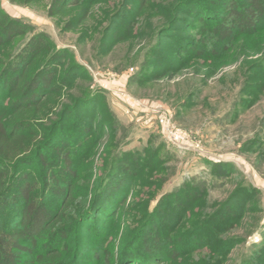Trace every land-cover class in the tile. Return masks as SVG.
<instances>
[{
	"label": "rangeland",
	"instance_id": "rangeland-1",
	"mask_svg": "<svg viewBox=\"0 0 264 264\" xmlns=\"http://www.w3.org/2000/svg\"><path fill=\"white\" fill-rule=\"evenodd\" d=\"M53 1L0 0L26 27L0 46V72L30 60L41 87L19 114L0 81V118L25 127L0 225L23 180L53 216L21 264L52 251L53 264H264V24L214 35L242 0H65L50 15ZM35 36L42 49L19 60Z\"/></svg>",
	"mask_w": 264,
	"mask_h": 264
},
{
	"label": "trees",
	"instance_id": "trees-1",
	"mask_svg": "<svg viewBox=\"0 0 264 264\" xmlns=\"http://www.w3.org/2000/svg\"><path fill=\"white\" fill-rule=\"evenodd\" d=\"M11 2L30 3L34 0H10ZM65 0H54L48 12L50 15L57 14L61 9V3ZM141 3L144 0H139ZM261 24H264V0H242L231 3L226 8V15L222 22H216L213 27L214 35L224 40L231 37L232 32H249ZM26 27L17 20L10 18L0 10V46L11 42L15 37L23 35ZM43 40L40 37H33L29 45V52L19 60L27 59L30 52L34 54L42 49ZM32 61L22 64L20 67L10 61L0 72V81L14 97L10 103L14 111L21 114L30 105L38 103L40 99V80L27 68ZM49 76L46 78L48 83ZM6 87V86H5ZM24 119L5 121L0 118V182L7 174L6 162L22 153L20 147L25 141ZM65 166L63 174L74 175L71 169V161L66 155L64 157ZM62 174V173H61ZM60 174V175H61ZM56 176L51 173V177ZM63 176V175H62ZM57 177H55L56 179ZM54 179V180H55ZM56 188H58L56 186ZM20 199V209L17 220L13 221L10 228L0 225V264H21L24 253L29 252V244L34 243L39 237L46 234L49 226L53 222V216L42 202H37L32 197L33 187L29 181L23 180L16 186ZM59 193H64V189H58ZM55 254H39L38 258L42 264H53L56 261Z\"/></svg>",
	"mask_w": 264,
	"mask_h": 264
},
{
	"label": "built area",
	"instance_id": "built-area-1",
	"mask_svg": "<svg viewBox=\"0 0 264 264\" xmlns=\"http://www.w3.org/2000/svg\"><path fill=\"white\" fill-rule=\"evenodd\" d=\"M161 125L168 135L167 137L172 141L184 140L187 137L186 131L171 122L170 116L163 114L159 119Z\"/></svg>",
	"mask_w": 264,
	"mask_h": 264
}]
</instances>
